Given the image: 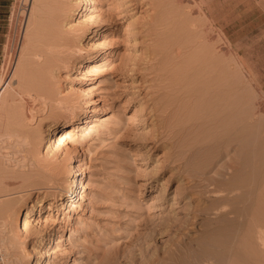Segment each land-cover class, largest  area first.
<instances>
[{
    "label": "rangeland",
    "instance_id": "374dc122",
    "mask_svg": "<svg viewBox=\"0 0 264 264\" xmlns=\"http://www.w3.org/2000/svg\"><path fill=\"white\" fill-rule=\"evenodd\" d=\"M140 1L141 0H130V3H128L131 4L129 7L130 15H134H132V19L134 21L136 19L138 20H136L137 23H135V29L137 31L134 29L130 30L133 31L131 32L134 33L133 35L128 32L129 28H127V22H124L125 19L123 15H121V12H116V21L111 22L108 19L100 17L98 14L99 11H96V14L99 16L98 22H88V12L92 11H87V7L89 6L82 3L80 13L71 20V24L73 23L78 26L84 25V27L87 28L82 41V61L85 63L88 57L96 56L103 52L107 53V57L96 61L98 65L94 67L90 66V63H87L84 65L81 64L80 67L72 64L64 68L57 79V86L60 90H63L62 94L73 97L76 101V112L78 114L84 113L90 107L94 106L97 107V113L95 117H93L92 124L87 123L83 127L70 133L72 139L64 133L63 135H59V137H63L61 144H59L57 137L52 138L51 144L50 142L49 144L44 142V145L41 146L42 151H40V155L41 152H43V157L44 155L45 158L48 157V162H50V159L51 162L56 161L58 164H55L56 162L46 163L48 166L45 164V167L42 169L44 171L40 170L41 174L39 173L41 181L38 179L39 176L37 175H35L36 177H32V174L35 173L34 171H31L29 175L30 170L27 169L26 172H28V175H26L19 169L13 171V168L9 167L8 169L6 167V164L10 162V157L13 160H16L17 157V159L21 158V155H19L21 152L18 150L20 146L16 143L15 145L13 142L9 144V142H5L0 137V169L2 168L4 172L5 170L8 171L12 169L15 174H19L21 177H32L24 184L11 185V187H15L16 190V194L14 195L16 197L14 198H20L18 205H16L17 208L24 202L22 201L24 197H29L32 203L36 202L35 200L41 197L44 204L40 206L36 202L34 207L31 208V220L33 224H38L37 221L39 219H41L44 224V220L48 218V234L57 230L60 225L66 226L67 228L64 236L56 238L55 243H52L50 247V250L58 248L51 258V264H157L161 262V254H163L164 251L167 250L166 252L168 254H172L173 250L176 251V237L178 236V231L174 223L177 224V222H173L175 220H173L172 217H174V215H181L180 217L182 218L190 215L188 206L185 207V205H187L185 201L187 200L184 197L194 189L193 184L196 183V186L200 181L203 182L205 174L208 176L215 169H220L224 165L223 155H225V150L223 149L224 146L221 141V122H219L217 118L219 117L216 112L218 108L209 106V104L206 103L208 100L205 99V96L203 99L201 98V95H203L201 91L204 85V83H202L204 82V78L200 74H194L192 76L196 81L191 78L193 82L191 85L195 84L198 89L201 88L199 91L201 94L199 95V93H197L198 98L196 99L197 96L195 95L194 97L192 93L196 94L198 90L196 87L192 86L196 89H194V91H196L194 92L193 88L189 86L190 90H192L189 92V87H185L190 85H187L186 82L184 83L186 80H183L185 78L184 72H186V69H184V67H186V64L184 59L178 57L176 59L180 60L175 59L172 60V62L174 61V65H176L175 62L181 64L176 65L178 67H171L172 70H176L178 78L182 77V81L179 80L181 82L177 85L181 84L180 86H182L184 83L186 85L184 86L183 84V87L188 89L182 88L181 91L177 90L178 94L175 93L178 97L174 96L176 94L174 91L172 92V90L177 88V85H174L177 79H175L176 81L174 80V82L172 80L174 84L172 82L170 83L169 88H172L174 85L172 90L169 88V90H165L170 91V93L172 92L174 95L169 94L168 96H161L163 89H160L158 86L156 87V83H160V81L156 82L154 80L157 79V73L159 74L160 72L152 70L154 62L155 64L159 62L158 58L156 59L157 62L155 61L154 53L157 52L156 54H159L158 57L161 58L163 56L162 52L164 51H162V48V50L160 48H155V39H162V36L158 37L157 34V37L156 35L153 36L155 33L152 31V28H150V30L154 34L150 33V30L147 29L152 26L153 22L150 14L153 12L151 11L152 6L144 4L145 1L143 0L141 4ZM30 2L31 0H0V86L4 81H8L15 71L19 52L22 47V40L24 38ZM164 2L166 6H168L167 9H171H168V13L180 21L176 23V28H178L180 32H178V35L175 34L172 36L173 38L170 37L169 39H182L181 44H179L181 46L184 42L183 40L195 39L196 45L194 44V51L201 57L204 54H211L210 56L213 54L215 56L216 53L225 52L228 62L226 63L225 71L229 85L233 86V82L231 83V81L234 76H238V78L241 77L239 85H241L242 88V98L248 104L247 107H250L249 102L251 107L253 103L254 105L261 104L263 106L264 0H164ZM173 2L174 4H172ZM116 4L117 1L115 2L113 0H102L100 3L102 10L113 8ZM26 6L27 12L25 10ZM162 13L168 14L164 12V10L161 12V15H164ZM190 19H193L196 25L198 24L197 27L195 26L194 32H191V35L190 32L185 30L186 26L188 27L187 23ZM146 24L148 25L147 28H145ZM104 28H107L104 33L107 34L106 42L108 45L102 42L103 39H99L101 34L99 32L104 30ZM147 30L151 35L147 34ZM163 39L166 38L164 37ZM150 43L151 45L154 43V49L153 46H150ZM173 48V51L170 49L168 52L169 54L167 53L169 57L166 55L168 60L166 58L165 60L167 63L173 59L171 54H173L175 49L179 52L178 44H174ZM213 48L217 49V51L213 52V50H211ZM195 52L193 56L198 57ZM150 55L154 58L151 59ZM175 55L178 54L174 53V56ZM170 57L171 59L169 60ZM149 59L152 62H150ZM235 60L237 61L235 64H239L238 69L240 70H237L240 72V76L233 64L234 62L232 63V61ZM182 61L185 66L182 64ZM180 65L183 66L181 67ZM229 67H231L232 70H230L231 68ZM83 69L86 70V72H84ZM180 69L181 71H178ZM172 70L169 75L171 74V78L174 79V75L176 74ZM153 72L156 73L154 74ZM91 82L93 87L89 93H82L81 88ZM182 90H184L183 94ZM179 93L183 97L181 98L182 100L185 98V102L180 100L181 104L179 103V97H181ZM189 93H191V95ZM192 95L196 100H193L194 98L191 97ZM171 96L174 102H172V99L168 101L167 98H171ZM199 96L200 99H202L201 101L199 100ZM156 97H158L157 100L161 99L164 102V106L172 105L171 107H177L176 113L172 116L173 118L169 117V119H167L165 118L167 114L161 112L159 113L162 114V117L160 114L158 117H151L150 114L146 113V109H142L141 103L150 102L152 104L156 101ZM188 97L193 99H188ZM174 99L177 100L176 104ZM187 100L188 102L193 101L190 103L194 105V108H192L193 105L188 103ZM248 100L251 101L248 102ZM92 101H95V103H92ZM195 101H200V103H196ZM204 102L207 105H205ZM179 104H183V108ZM178 105L180 108H178ZM202 106H204L205 109ZM256 106L257 105L253 107ZM199 107H201V111ZM135 110L140 111L139 114L143 118V121H138V126L134 127L131 125V120ZM203 110H209L210 112L204 113ZM214 112L216 115H214ZM211 113L212 116L209 115ZM260 114L258 115L259 121H261L259 124L262 125V123L264 124V113L262 112ZM183 115H186L184 116L185 118H183ZM66 117L68 116L65 110H55L50 113L46 119L44 118L45 121L42 120L44 128L42 130H46L44 133L48 130H55L53 133L58 135L60 132L58 130L62 128V120ZM163 118L165 119L163 120ZM210 118L214 119V121H211ZM170 119L172 121L169 122ZM182 119H184V121H182ZM166 124H175V129H173L174 131L172 130L175 134L171 133L169 140L164 142L160 141L158 147L155 146L154 149H150L151 146H154L153 141H151L154 140V138L151 137L152 133H158L160 130L165 131L163 127L166 126ZM261 125L255 130L256 133H259L258 130L260 131L262 128ZM181 126L184 127V129ZM188 126L190 127V131L187 130L189 129ZM4 127L5 125H0V132ZM181 129H183V131H180ZM64 130H62L60 134H62ZM179 132L183 137L179 135ZM253 132L254 131H252L251 135L255 134ZM184 134L186 135L184 136ZM182 138L183 140H181ZM181 147L184 148L182 149ZM178 148H180L181 151H179ZM176 151L178 152L176 154L180 153L179 156L182 157V159L186 157L180 161L181 167L179 168L180 172L178 175H181L179 176L181 179L178 181H170L168 182L169 184L164 185L166 186V191H164L163 194L165 198L166 196L169 197L175 194L178 195V198L181 197V208L170 209L171 203L169 202L173 201V198H168V202L164 203V205L166 206L167 204V206H164L165 208L162 210L159 208L163 203L161 201H155L157 199L155 195L158 193V189L154 186L151 187V184L154 183L153 178H155L154 176L156 175L160 178H164L162 182L169 181L170 174L171 176H178L176 173L178 172V167L174 171L161 173V166L160 164L156 165V161L159 158V160H162L166 153L170 154L171 152L172 154ZM75 158L80 159V161H74ZM187 158L190 159V161ZM180 162L177 164H180ZM77 163H80L84 170V176L80 175L83 183L76 189L77 195L74 201L66 202L63 207H60L62 201L56 200V205H51V201H55L52 199V193L57 191L56 189L65 192L69 189L67 185L70 186L73 178L78 177L79 172H77V174L73 173V165ZM221 163L223 165H221ZM58 165H60L61 168H59ZM52 167L53 169H51ZM211 169L212 171H210ZM12 171H9V173L12 174L11 176L7 174L8 172L4 173L5 176L8 175V179L7 177L5 178L8 183H12V181L19 179L18 175L16 178V175H13L14 173H12ZM45 172H47V174H45ZM50 172H54V174L52 173V176H55L54 178L51 176ZM182 172H184V174ZM43 174H45V176H43ZM14 176L15 178L13 180L12 177ZM188 176L189 178L191 177L192 180L191 178L189 179ZM48 177L50 178L51 184L47 182L49 181ZM52 178L56 180L57 183ZM186 178H188V181L190 180V183ZM33 179L34 181L38 179L40 182L36 185L34 182L32 183ZM43 179L47 180L44 181ZM151 180L152 183L150 182ZM178 184L181 193H176L175 188ZM38 185H41L40 191L37 190ZM5 186L7 185L4 183L0 184V189H3ZM71 204H73L74 207L73 205L70 206ZM178 216H176V218H179ZM36 234L33 233L32 235L31 233L30 236H28L29 234L23 235L21 239L23 245L27 244L33 246L34 242L37 243V241L44 236L42 232L41 234ZM26 236L29 238L27 239ZM20 247L23 248L22 246ZM20 247L18 248L21 249ZM19 249H16V252H22L21 254H23L22 249ZM33 251L30 256L24 254L21 256V254L18 253L20 263L32 264L33 259L37 258L35 257L37 256L36 251ZM4 254H6L5 251ZM26 261L28 262L26 263Z\"/></svg>",
    "mask_w": 264,
    "mask_h": 264
},
{
    "label": "bare ground",
    "instance_id": "6f19581e",
    "mask_svg": "<svg viewBox=\"0 0 264 264\" xmlns=\"http://www.w3.org/2000/svg\"><path fill=\"white\" fill-rule=\"evenodd\" d=\"M113 1L115 2L117 1V4L115 5V7L113 8L111 7L107 10H102L100 5L102 0H31L28 12H27V6L25 7L26 8L25 10L27 12L26 27H25L24 38L22 40V47L20 49L19 56L17 59L16 68L13 73V76L8 81H4L2 79L4 82L2 81L3 83L0 86V123L5 125L4 129L0 132V137L5 142L7 143L9 142V144L10 142H13L14 144L16 143L17 145H19L20 147L18 148V150L21 152V154L19 153V155H21L20 159H17L18 157L16 158V160L11 159V157L9 158L10 162L6 164V167L8 169L9 167L13 168V171H17L19 169L21 172H24L26 175H28L27 174L28 172H26L28 169L30 170L29 175L31 174V171H34L35 173L32 174L33 175L32 177H36L35 175H37L39 176L38 179H40V175H39V173L41 174L40 170H42L43 167H45L46 163L48 164L51 162L50 159H49L50 162H48L47 159L48 154L46 155L47 158H45V155L43 157L42 154L43 152H41L40 155V151H42L41 146L44 145V142L47 144H49L50 142L51 144L52 138L57 137V139L59 140V144H61V142L63 141V137H59V135H63L65 133L66 135H68L69 138L72 139V136L70 135L72 131H76L77 129L83 127L85 124L87 123L90 124L92 122L93 117H95L97 113L96 112L97 107L95 106L90 107L86 112L78 114L76 112V101L73 99V97L62 94L63 90H60V88H58L57 79L60 76L61 71L72 64L77 67H80L81 64L84 65L90 63L89 65L94 67L98 65L96 61L107 57L106 56L107 53L103 52L100 53L99 55L88 57L87 60H85V63L81 59L83 55L82 41L84 35L86 34L87 28L84 27V25L78 26L73 23L71 24L72 22L71 20L80 13L81 11L80 7L82 3L89 6L87 7L88 8L87 11H92V12H88L89 13L88 22H95V23L98 22L99 16L102 17L103 19H108L111 22L113 21L115 22L116 12H121V15H123L125 19L124 22H127V28H129L128 32L130 33L133 32L130 31L133 29L137 31L135 29V23H137L136 22L137 19L134 21L132 19L134 15L133 14H132L133 16L130 15L129 7L131 4H128L130 3V0H113ZM143 1H145L144 4L148 6H152L151 11H153V12L150 11L151 20L153 19L152 26L148 27V25L146 24L145 28L148 27L147 29L149 30L150 28H152V31L155 34L152 33L151 30L150 33L154 34L153 36H155L156 34L158 35V37L162 36L161 37L162 39L159 38L155 39L156 41L155 48L156 49L162 48L163 50L162 49L161 50L164 51L162 52L163 56L161 58L158 57L159 54H156L157 53L156 51H155L156 53H154L155 61L158 58L159 62L158 64H155V62L153 61L155 65L154 64H153L154 66L152 65V70L160 72L159 74L157 73L158 75L157 79L159 80L154 78L156 79L154 81L156 82L160 81V83H156V87L158 86L160 89L161 88L163 89L161 96L164 95L168 96L169 94L174 95L172 93L173 91L174 93L175 92L177 93V90L181 91L182 88L187 90L188 88L185 87L190 86L191 88L193 87L197 88V85L196 86L195 84L191 85L193 83L191 81V78L194 74L195 75L200 74L204 78V82H202L201 80V82L204 83L201 91L203 94L201 95V98L203 99L205 96V99L208 100V102L206 101V103H208L209 106L212 107L215 106L218 108L219 114L218 111L216 112H217V116H219L217 118L219 122H221V124L219 123L221 127L220 126L219 127L222 129L221 141L224 146L223 149L225 150V155H223L224 165L221 163L223 167H221L220 169H215L208 176L205 174V176L203 177L204 178L203 182L200 181L196 186H195L196 183L193 184L194 189L191 188L192 189L191 192H189V194H186L185 197L183 196L187 200L185 201V203H187L185 207L188 206L190 210V215L188 217L185 216L182 218L180 217L181 215L180 216L176 215L179 218H176L175 215L174 217H172L173 220H175L173 222H177V224L174 223V225L176 226L175 228L178 231V236H177L178 238L176 237L177 240L176 248H175L176 251L173 250L174 247L172 249L173 250L172 254H168L166 252L167 250L164 251L163 254H161L162 255L161 262L157 264H264V124L263 123L262 125L259 124L261 121H259V116H258L260 113L262 112L264 113V105L262 106L261 104L259 105L255 104L257 106L253 107L255 106L253 103L251 107L249 102L251 100H248L250 107H247L248 104L242 98L243 97L241 92L242 88L241 85H239L241 77L238 78V76H234L233 78L234 80L232 79L231 81V83L233 82L232 83L233 86L229 85L225 71V66L227 65L226 63H228L225 52L223 53L221 52L222 53L221 54L219 53L220 52L219 51L218 52L219 54L216 53L215 56L213 54L212 56H210L211 54L210 55L204 54L203 55L204 57L203 56L201 57L198 55L197 52L194 51L195 50L194 44L196 45L195 39L191 38L188 40L186 39L183 40L184 42L182 41L183 42L182 46L179 45L181 44L182 39L181 40L172 39L173 35L175 34L178 35V32H180L178 31L179 29L176 28V23L179 20L175 19L174 17H172L171 14L168 13L169 10L171 9L169 8H168L169 10L167 9L168 6H166L165 4L166 1L165 2L164 0H143ZM141 2L142 0L140 1V3ZM172 4H174V2ZM163 10L168 14L162 13L164 15H161V12H163ZM96 11H99L98 13L99 16L98 14H96ZM187 24L188 27L186 26L185 30L190 32L191 35V32L192 31L194 32L195 26L197 27L198 24L196 25V22L193 19L192 20L190 19V21H188ZM106 29L107 28H104V30H101L99 32L101 33L99 39H103L102 42L108 45V43L106 42L107 34L104 33ZM148 32L149 31L147 30V34L151 35ZM131 34L133 35L134 33ZM164 37L166 39H163ZM170 37L172 38L169 39ZM174 44H178L179 52H177L176 49H175L176 52L174 51L173 54H171L170 52L171 57H173V59H171L170 57L169 60L170 59L171 60L167 63V61L165 60V58L167 59L166 55L169 54L168 52L170 51V49L171 51L174 50L175 48V46L173 48ZM153 45H151L150 43L151 47ZM211 50H213V52L217 51V49L214 48ZM194 52L197 53L198 57L201 58H198L197 56H193ZM174 53H177L178 55L174 56ZM150 56L151 59L154 58L152 57V55ZM178 57L184 59V62L186 64V67H184V69H186L185 70L186 72H184L185 78L183 80H186L184 81V83L186 82L187 85L188 84L190 85L185 86L186 84L183 83L185 87H183V84L182 86H180L181 84L177 85L182 81V77L178 75L180 77L178 78L176 74V70H172L173 66L178 67L176 65L181 64V63L177 64L178 62H175L176 65H174L173 64L174 61L172 62V60H175ZM176 60H180V59H176ZM149 61L152 62L150 59ZM184 62L182 61V64ZM235 62L237 61L236 60L232 61V63L234 64L237 70L239 64L238 63L235 64ZM185 64L183 65L185 66ZM183 65L180 66L182 67ZM171 70L174 71L176 74L174 75L176 77V78L174 77V79L171 78L170 76L171 74L169 75ZM230 70H232V68ZM238 70L237 73H239L240 76V72ZM178 71H181V69ZM84 72H86V70H84ZM175 79H177V82H175L174 84L173 82ZM192 79L195 80V78ZM171 82L174 85H177L176 86L177 88H179V86L180 88L173 89L174 85L173 87L171 86L172 88H169ZM84 87L81 88L82 93L85 92L89 93V91L93 87L92 82ZM190 87L188 90L189 92L192 91L190 90ZM168 88L170 90L173 89L171 93L170 91H165L166 89L169 90ZM194 89L195 88H193V91ZM200 89L197 88L198 92L194 91L196 92V94L191 92L192 94H194V97L195 95L197 96V93H199V95L201 94V92H199ZM183 91L184 90H182V94ZM186 92L185 94L187 95L188 92L187 93ZM180 93L179 96L181 97H179L180 99L178 98L179 103L180 100L182 102L185 100V98L184 100L181 99L183 97L182 95H180ZM191 93L189 94L191 95ZM177 94L174 96H177ZM191 97H193V95ZM157 98L158 97H156V101L154 100L155 102L153 101L154 103L152 104L150 102L141 103L142 109L143 110L146 109L147 110L146 113L150 114L151 117L153 116L158 117L159 114L161 116L162 115L161 113H166L167 117L165 116V118L167 119H169V117L171 118L176 113L177 107L176 106L171 107L172 106L171 103H170L171 106H164L163 105L164 102L161 99L157 100ZM169 98H167L168 101L172 99V102H174L172 96L170 99ZM189 98L190 97H188V99ZM197 98L198 96L196 97V99ZM196 99L194 98L193 100ZM202 99H200L199 96V100L201 101ZM176 101L177 100H175V104ZM200 101L198 102L195 101V102L200 103ZM190 102L193 101H189L188 103ZM92 103H95V101H92ZM206 103L204 102L205 105H207ZM190 104L193 105L192 103ZM179 105L178 108H180V106H182L183 108V104L180 106ZM192 108H194V105L192 106ZM199 108L201 111V107ZM58 109L65 110L68 116L62 120V128L58 130L60 132L58 133V135L53 133L55 132V130L53 131L48 130L46 133H44V131L46 130H42L44 129L42 125L43 124L42 120H44V118L46 119V117L50 113ZM208 111L209 110H203L204 113H208ZM139 112H140L139 110H135L133 114L131 125L134 127L138 126L139 124L137 123L138 121L139 122L143 121V118L140 116ZM209 115L212 116V113ZM214 115H216V113ZM184 116L186 115H183V118H185ZM165 118H163V120ZM212 120L214 121V119H211V121ZM170 121L172 120L170 119L169 122ZM182 121H184V119H182ZM259 125H261L262 128L260 129V131L258 130L259 133H256L255 130L257 129V127L259 128ZM182 128L184 129V127ZM188 128L189 129L187 130L190 131L189 126ZM173 129H175V124L173 125L166 124V126L163 127V130L165 131L158 130L159 131L158 133L156 132H154V134L152 133L151 137L154 138V140L151 141H153L154 146L151 147L149 146L150 149H154L155 146L158 147L160 145L159 144L160 141L164 142L169 140V136L171 133H173L172 132ZM183 129H181L180 131H183ZM62 130L64 131L62 134H60ZM252 131H254L253 133L255 134L251 135ZM179 135H181L180 132ZM185 135L186 134H184V136ZM181 136L183 137V135ZM181 140H183V138ZM181 148L183 149L184 147ZM178 149L179 151H181L180 148ZM187 150L189 151V148ZM176 153L178 152L176 151L173 152L172 154L171 152L170 154L166 153L165 157L162 160H159L160 159L159 158L156 161L157 162L156 165L160 164L161 166L160 167L161 173L174 171L178 167V172H176L178 175V173L180 172L179 168L181 167L180 161L185 159L186 157L182 159V157L179 156L180 153L179 154ZM190 159L188 160L190 161ZM74 161H80V159L75 158ZM179 162L180 164H177ZM55 164H58V162H56ZM58 166L59 168H61L60 165ZM53 167L51 169H53ZM73 167H74L73 173L77 174V172H79L78 177L73 178L70 186L67 185L69 189L66 190L65 192H61L60 190L56 189L57 191L52 193V199L55 201H51L50 203L51 205H56V202L61 200L62 202L60 203V207H63L64 203L66 202L68 203L69 201H74V198L77 195L76 189H78V187L81 186L83 183V180H81L80 175L84 176V170L82 169L80 163L73 165ZM2 170L3 169L1 168L0 184L4 183L7 186H5L3 189H0V240L2 243L3 250L6 253L5 259L7 263L21 264L20 259L18 258V253L20 252L17 253L16 249H19L18 247L22 246L23 248L21 247L20 248L22 249L24 255L30 256L33 250L36 251L37 256L35 255L33 256L37 258L33 259L32 264H51L52 262L51 258L53 257V254L56 253L58 248L57 249L54 248L53 250H50V247L52 243H55L56 238L64 236V233L67 231L66 226L60 225V227L57 230L52 231L51 233L48 234V218L44 220V224L43 221H41V219L37 221L38 224H33L31 220V216H32L31 208L34 207L36 202L40 206L43 205L44 203L42 201V198L39 195L40 199L38 198L37 200H35L36 202L32 203V201L29 200L30 199L29 197H24V199L22 198L23 199L22 201L24 202L20 207L18 206L17 208L16 205H18L20 198L19 197L18 199L14 198L16 197L14 196L16 194L15 193L16 190L15 187H11V185L14 186L17 184L18 185L24 184L25 182L29 181L32 177H25V176L21 177V175L15 174L12 171V169L8 171L5 170V172ZM9 171H12V173H14L13 175H16V178L18 175L19 179L14 180L15 178L14 176L12 177L14 181L11 180L12 183H8L7 181L8 175L5 176L4 173L8 172L7 174H10ZM157 171H158V167H157ZM210 171H212V169ZM184 172L182 173L184 174ZM52 173L54 174V172ZM52 173L51 176L53 175ZM45 174H47V172H45ZM45 174H43V176H45ZM11 175L12 174H10V176ZM179 176L181 175L171 176L170 174V178L168 179L169 181H165V182H162V179L164 178H160L159 176L156 175L154 176L155 177L153 178L154 183L151 184V187L154 186L158 189L157 190L158 193L155 195L157 199L156 198L154 199H156L155 201H161L163 203L161 204L159 209L163 210L167 206V204L165 206L164 203L168 202V198L171 199L173 198V201L169 202L171 203L170 209L181 208L180 205L181 197L178 198L177 197L178 195L175 194L169 197L166 196L165 198V195L163 194V192L166 191V186L164 185L169 184L168 182L170 181L172 182V181L180 180L181 178H179ZM6 177L7 179H5ZM49 177H48L49 181L47 182L50 183L51 177L50 178ZM52 177L54 178L55 176ZM188 178H186L187 181ZM38 179L36 181H34L33 179L32 183L34 182L37 185L41 181V179L40 181H38ZM54 181L56 182V180ZM150 182L152 183V180ZM188 182L190 183V180ZM40 186L39 185L37 186V190L39 191L41 190ZM175 190L176 193H179L181 191L179 184L176 186ZM72 205L73 204H71L70 206ZM162 214L165 215L164 213ZM186 230L189 233H187ZM41 232L42 235L44 236L40 238V240H38L37 243L34 242L33 246L27 244L23 245V241L21 240L23 235L25 236L29 234L28 236H30L31 233L33 235V233L41 234ZM28 238L29 237H27V239ZM23 254H21V256ZM27 262L28 261H26V263Z\"/></svg>",
    "mask_w": 264,
    "mask_h": 264
},
{
    "label": "built area",
    "instance_id": "2783aa9c",
    "mask_svg": "<svg viewBox=\"0 0 264 264\" xmlns=\"http://www.w3.org/2000/svg\"><path fill=\"white\" fill-rule=\"evenodd\" d=\"M0 264H7L1 240H0Z\"/></svg>",
    "mask_w": 264,
    "mask_h": 264
}]
</instances>
